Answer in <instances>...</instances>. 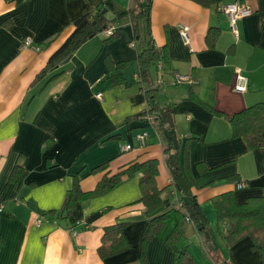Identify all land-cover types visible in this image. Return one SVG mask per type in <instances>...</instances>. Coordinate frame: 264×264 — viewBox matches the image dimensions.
Listing matches in <instances>:
<instances>
[{"label": "crops", "instance_id": "0c3cea01", "mask_svg": "<svg viewBox=\"0 0 264 264\" xmlns=\"http://www.w3.org/2000/svg\"><path fill=\"white\" fill-rule=\"evenodd\" d=\"M244 2L252 14L237 22L235 35L218 6L153 0L150 35L160 59L142 76L138 56L147 40L143 24L139 33L133 30L134 0H0V264H141L149 220L139 202L142 173L123 176L114 188L79 200L69 211L67 195L76 181L90 193L104 177L151 160L158 162V190L172 193L166 151L184 148L197 186L191 193L217 246L210 250L204 233L183 221L177 247L187 249L195 264H260L250 238L223 245L211 202L234 192L243 203L264 187V149L249 150L233 139L229 124L213 113L231 116L264 103V0ZM98 6L106 10L114 37L89 39L56 77L36 79L73 32L74 21ZM181 26L189 29L187 44ZM175 72L190 82L173 84ZM238 72L248 80L244 93L233 90ZM148 90H154L152 115L172 111L177 148L138 119ZM142 130L149 137L139 147L134 135ZM126 145L132 148L123 150ZM16 165L18 177L10 181ZM237 182L246 187L237 190ZM177 223L172 212L144 248L145 264H172L173 251L164 241ZM115 225L123 226L122 235L104 243L105 228Z\"/></svg>", "mask_w": 264, "mask_h": 264}, {"label": "trees", "instance_id": "16d2710c", "mask_svg": "<svg viewBox=\"0 0 264 264\" xmlns=\"http://www.w3.org/2000/svg\"><path fill=\"white\" fill-rule=\"evenodd\" d=\"M153 0H134V10L129 11V17L134 21V33H139L140 24L144 25V34L146 37L147 48L139 52L140 74L146 76L150 72V68L157 66L160 59V52L154 48L150 35L149 13ZM202 7L218 6L219 4L234 0H190ZM106 10L98 6L92 13L85 14L77 18L73 23V32L65 40V42L49 57L44 69L37 75L36 79H41L49 74L51 78L56 77L60 64L68 56L73 55L79 47L89 39L101 35L108 29H111V20L106 18ZM140 21H143L140 22ZM114 37L113 35L108 38ZM143 42V39L137 37ZM157 71L158 68L156 67ZM117 71L115 67L112 72ZM154 90L146 91L148 110L140 114L141 121L146 122V115L153 111L150 105L152 99L149 94ZM150 99V100H149ZM217 117L225 120L231 130L233 139H241L245 142L249 150L264 149V103H258L250 106L234 115H226L219 112H213ZM156 119L152 124L153 129L162 132L169 139L168 132L173 128L172 111L170 109L157 113ZM170 140V139H169ZM171 148L172 144L169 142ZM168 154L166 163L172 180V190L167 188L164 191L158 190L156 186V177L158 175V162L151 160L144 163H135L126 169L112 175L104 177L97 185L96 189L90 193H83L77 181L71 191H69L64 209L71 210L79 201L86 199L92 195L106 192L121 182L123 176H132L135 173H142L139 182L140 199L139 202L145 207V212L149 217L147 227L142 235V260L144 262V248L154 236H159L164 228L165 222L173 212L178 217V223L172 230L170 235L165 239V243L173 251L172 264H195L190 253L185 248L177 247L176 241L182 233L181 224L183 221L193 223L197 231L208 233L209 238L205 240L207 246H212V251H216V243L213 234L209 230L208 222L205 219L200 205L196 197L192 195L191 189L196 188L194 178L187 165V150L185 148L179 153L166 151ZM102 171L103 166L96 168ZM20 171L19 166H15L11 173L10 181H14L18 177ZM164 192H167L169 198H162ZM178 193L180 197H178ZM179 198L182 202L180 208L175 206V199ZM185 200V201H184ZM212 205L217 215V233L223 243L227 247H231L244 238L252 240V246L260 255V264H264V187L261 195L249 197L245 202L238 203L235 200L234 192L224 193L214 197ZM173 203V204H172ZM170 209L169 207L171 206ZM62 212L57 214V218H61ZM69 214H66L68 217ZM122 225H115L105 228L102 241L107 242L113 234H121Z\"/></svg>", "mask_w": 264, "mask_h": 264}, {"label": "built area", "instance_id": "2783aa9c", "mask_svg": "<svg viewBox=\"0 0 264 264\" xmlns=\"http://www.w3.org/2000/svg\"><path fill=\"white\" fill-rule=\"evenodd\" d=\"M218 11L223 14L229 23L230 29L232 32L236 35L237 34V22L249 17L252 14L251 7L244 2V0H234L226 3H222L218 5ZM189 29L187 26H181L179 29L180 36L186 44L189 42ZM106 35H111L110 31H105ZM29 42H25L24 46H28ZM134 47V44L131 45ZM158 70H160L161 65H158ZM190 79L188 76H182L178 73H173V84H182V83H189ZM248 88V80L247 78L243 77L240 72L236 73L235 82L233 85V90L236 93H244ZM97 99L102 98V94L99 93L96 95ZM148 110V103L146 102V109L145 112ZM156 119V116L152 114L146 115V125L148 128H151L152 124L154 123ZM149 137V132L147 130H142L134 135V141L137 143L139 147H144L147 145V139ZM132 147L131 145H126L123 150H130ZM237 190H242L246 187L245 182H237L235 185ZM173 194H175L173 192ZM175 206L180 208L182 206V202L179 200V198L175 199ZM187 222H189V218L186 219ZM40 220H35V225H40Z\"/></svg>", "mask_w": 264, "mask_h": 264}, {"label": "water", "instance_id": "95a60500", "mask_svg": "<svg viewBox=\"0 0 264 264\" xmlns=\"http://www.w3.org/2000/svg\"><path fill=\"white\" fill-rule=\"evenodd\" d=\"M71 57H72V55L68 56L65 60H63V61L61 62V64H60V67L66 65V64L70 61ZM151 104H153V101H151ZM168 136H169V139L172 141L173 146H174L175 148H177V139H176V135H175L174 130H170V131L168 132ZM184 201H185V200H184ZM204 236H205V240H207V239L209 238L208 233H205ZM208 248L211 250V249H212V246L209 245Z\"/></svg>", "mask_w": 264, "mask_h": 264}, {"label": "bare ground", "instance_id": "6f19581e", "mask_svg": "<svg viewBox=\"0 0 264 264\" xmlns=\"http://www.w3.org/2000/svg\"><path fill=\"white\" fill-rule=\"evenodd\" d=\"M220 5V4H219ZM106 31H110L111 32V35H113V32H112V30L111 29H108V30H106ZM104 34H105V32H103ZM106 35V34H105ZM107 36H110V35H107ZM161 69V68H160ZM248 89V88H247ZM247 91V90H246ZM245 91V92H246Z\"/></svg>", "mask_w": 264, "mask_h": 264}, {"label": "rangeland", "instance_id": "374dc122", "mask_svg": "<svg viewBox=\"0 0 264 264\" xmlns=\"http://www.w3.org/2000/svg\"><path fill=\"white\" fill-rule=\"evenodd\" d=\"M145 31H142L141 34H144Z\"/></svg>", "mask_w": 264, "mask_h": 264}]
</instances>
